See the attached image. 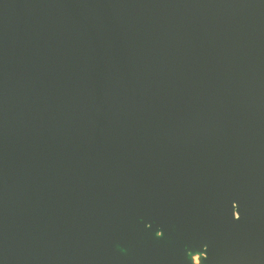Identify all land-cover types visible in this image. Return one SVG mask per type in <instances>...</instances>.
<instances>
[{
	"label": "water",
	"instance_id": "water-1",
	"mask_svg": "<svg viewBox=\"0 0 264 264\" xmlns=\"http://www.w3.org/2000/svg\"><path fill=\"white\" fill-rule=\"evenodd\" d=\"M264 264V0H0V264Z\"/></svg>",
	"mask_w": 264,
	"mask_h": 264
},
{
	"label": "bare ground",
	"instance_id": "bare-ground-1",
	"mask_svg": "<svg viewBox=\"0 0 264 264\" xmlns=\"http://www.w3.org/2000/svg\"><path fill=\"white\" fill-rule=\"evenodd\" d=\"M201 257V255H199V254H196V255H194L193 256V262H194V264H199V258Z\"/></svg>",
	"mask_w": 264,
	"mask_h": 264
}]
</instances>
